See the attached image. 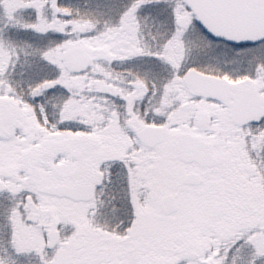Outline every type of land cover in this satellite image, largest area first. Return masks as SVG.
Wrapping results in <instances>:
<instances>
[{"label":"snow or ice","instance_id":"snow-or-ice-1","mask_svg":"<svg viewBox=\"0 0 264 264\" xmlns=\"http://www.w3.org/2000/svg\"><path fill=\"white\" fill-rule=\"evenodd\" d=\"M0 264H264V0H0Z\"/></svg>","mask_w":264,"mask_h":264}]
</instances>
